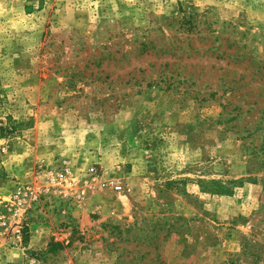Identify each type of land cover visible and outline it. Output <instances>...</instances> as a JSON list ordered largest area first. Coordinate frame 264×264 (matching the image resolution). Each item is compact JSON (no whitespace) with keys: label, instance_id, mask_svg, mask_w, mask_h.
<instances>
[{"label":"rangeland","instance_id":"rangeland-1","mask_svg":"<svg viewBox=\"0 0 264 264\" xmlns=\"http://www.w3.org/2000/svg\"><path fill=\"white\" fill-rule=\"evenodd\" d=\"M0 264H264V0H0Z\"/></svg>","mask_w":264,"mask_h":264},{"label":"trees","instance_id":"trees-1","mask_svg":"<svg viewBox=\"0 0 264 264\" xmlns=\"http://www.w3.org/2000/svg\"><path fill=\"white\" fill-rule=\"evenodd\" d=\"M51 251V250H50Z\"/></svg>","mask_w":264,"mask_h":264}]
</instances>
